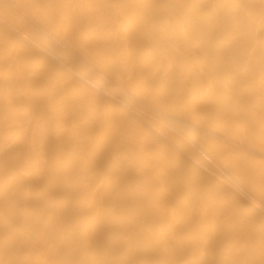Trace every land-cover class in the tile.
Instances as JSON below:
<instances>
[{
    "label": "bare ground",
    "instance_id": "1",
    "mask_svg": "<svg viewBox=\"0 0 264 264\" xmlns=\"http://www.w3.org/2000/svg\"><path fill=\"white\" fill-rule=\"evenodd\" d=\"M0 264H264V0H0Z\"/></svg>",
    "mask_w": 264,
    "mask_h": 264
}]
</instances>
